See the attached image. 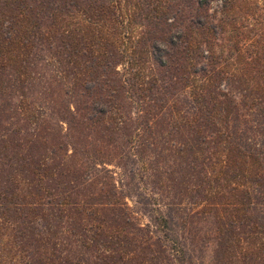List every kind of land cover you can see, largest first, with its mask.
Segmentation results:
<instances>
[{
  "label": "trees",
  "instance_id": "1",
  "mask_svg": "<svg viewBox=\"0 0 264 264\" xmlns=\"http://www.w3.org/2000/svg\"><path fill=\"white\" fill-rule=\"evenodd\" d=\"M1 9L0 48L36 67V159L24 190L0 169V264H203L183 239L201 214L210 264H264V0ZM108 163L136 165L149 224Z\"/></svg>",
  "mask_w": 264,
  "mask_h": 264
},
{
  "label": "rangeland",
  "instance_id": "2",
  "mask_svg": "<svg viewBox=\"0 0 264 264\" xmlns=\"http://www.w3.org/2000/svg\"><path fill=\"white\" fill-rule=\"evenodd\" d=\"M0 10V21L5 20V15H9L6 9ZM2 12H5L2 14ZM5 22V21H4ZM6 24V23H5ZM3 26V25H2ZM2 32V33H1ZM0 32V40H3L4 32ZM22 56L15 59L11 50L6 44L0 48V169L5 168L6 172L16 175L21 181L18 189H26V181L22 176L26 173L23 170L27 163V158L33 156L36 159V67L29 71L22 69L18 61ZM250 126H253L252 124ZM251 133V132H250ZM248 136H251L248 135ZM34 144V145H33ZM34 146L33 153L29 154L30 146ZM5 164V165H3ZM113 171L116 181L123 179L125 187L122 190L128 192L126 198L128 204L134 207L138 214L137 222L140 224H149V216L142 208L147 207V195L141 188L140 180L136 174V165L132 172L134 177L129 182V176H122L120 167L115 163L105 165ZM131 167V164H129ZM22 168V170H21ZM23 172V173H20ZM18 175V176H17ZM5 172L0 171V181L7 183ZM16 182V181H14ZM120 184V183H119ZM166 194V193H165ZM165 202H170L172 197L168 194ZM184 200H186L184 198ZM139 201L142 204L138 203ZM185 202V201H184ZM214 218L211 215L201 214L194 216L193 222L183 234L184 243L192 249L196 260L203 264H210L213 254V236H214ZM12 232L10 238L12 239Z\"/></svg>",
  "mask_w": 264,
  "mask_h": 264
}]
</instances>
